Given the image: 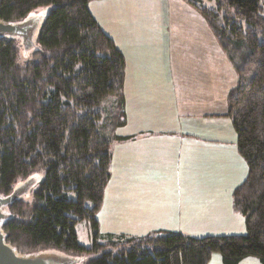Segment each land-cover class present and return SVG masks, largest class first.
Masks as SVG:
<instances>
[{"label":"trees","instance_id":"trees-1","mask_svg":"<svg viewBox=\"0 0 264 264\" xmlns=\"http://www.w3.org/2000/svg\"><path fill=\"white\" fill-rule=\"evenodd\" d=\"M90 0H0V20L18 22L40 6H53L38 27L30 56L19 61V38L0 36V195L31 181L6 207V240L21 254L54 249L86 257L78 264H223L253 256L264 264V0H224L228 15L189 2L203 16L235 68L227 116L247 173L232 189V210L244 235L195 238L154 230L141 237L107 233L91 248L77 241L76 222L91 223L110 179L111 149L130 137L126 123L123 55L103 31ZM42 173L39 180L32 178Z\"/></svg>","mask_w":264,"mask_h":264},{"label":"crops","instance_id":"crops-1","mask_svg":"<svg viewBox=\"0 0 264 264\" xmlns=\"http://www.w3.org/2000/svg\"><path fill=\"white\" fill-rule=\"evenodd\" d=\"M88 5L125 61L126 123L117 134L130 138L111 149V177L99 209L107 233L136 236L124 232L151 225L144 212L153 209L159 215V206L166 212L163 201L168 197L158 182L164 172L172 173V182L179 179L173 172L176 167L179 173L181 164L190 174L182 191L184 211L174 202L169 205L174 209L171 219L179 225L175 231H181V215L185 225H214V219L227 213L220 210L226 200L220 199L213 180L220 172L218 152L236 140L226 113L228 93L237 83L235 68L224 53L222 59L214 53L217 64H211L217 40L205 18L185 0H90ZM231 151L238 157L235 147ZM238 164L240 183L245 169L240 160ZM205 176L213 198L204 192ZM226 187L231 191L236 185Z\"/></svg>","mask_w":264,"mask_h":264},{"label":"rangeland","instance_id":"rangeland-1","mask_svg":"<svg viewBox=\"0 0 264 264\" xmlns=\"http://www.w3.org/2000/svg\"><path fill=\"white\" fill-rule=\"evenodd\" d=\"M174 1V0H173ZM224 0H199V4H201L203 7L207 8L208 10H213L216 12H219V14L222 16L223 13H226L228 15H232L234 14V10L232 7L228 6V5H224L225 3H223V6H221L222 2ZM92 6V5H91ZM53 6H40V8L35 9L34 11H32L31 13H29V15L27 16L26 19H29L30 17H38L40 18V22L42 21L43 17L48 13V11L52 8ZM93 8V7H92ZM97 11V10H96ZM97 13V12H96ZM39 22V24H40ZM190 22V21H189ZM188 22V23H189ZM192 23V22H190ZM194 24V23H192ZM38 27L39 25L36 27L35 32L33 34V41L36 39V36L38 34ZM210 34V33H209ZM211 34H210V40H211ZM18 39V38H17ZM19 44H20V49H19V61H23L24 59L28 58L30 56L29 53V49L26 48L23 43L21 42L20 38L18 40ZM35 42V41H34ZM211 45L213 44V42H211ZM214 45H212L213 47ZM211 47V64L214 66V64H217L216 59L214 56V53L219 56L221 59L224 57L223 56V52L220 50V48L218 47L217 49H214ZM215 47V46H214ZM228 58V57H227ZM229 61V60H228ZM230 63V61H229ZM231 64V63H230ZM235 70V69H234ZM232 134L235 136V132L234 129L232 128ZM226 138H229L226 137ZM236 138V136H235ZM234 147L236 148V153L238 155V157L232 153V149H234ZM221 149H225L226 151L224 152H218L217 156H219V161H218V167H219V174L214 177L213 180V184L215 185V187L218 188L219 193H221L220 199L223 200V202L225 203L226 200V205L224 204L222 209L220 210H226L227 213L225 215L224 218H221L220 220L218 219H214V225H209L206 226V224H200L199 222H197L199 225L198 226H194L193 223L189 224L187 223V225H185L186 223L184 222V218H182L181 215V221L179 223H181V231L184 233L185 235H190L192 237L197 238L198 234H202L203 232H210L213 231V236H221V235H244L246 233V227L244 226V218L241 215H238L236 213H234V211L232 210V204H231V198H232V189L231 191L228 190L227 191V187L226 186H238L240 183H238L239 178H240V170H239V164H238V160H240L242 162V168L245 169V176L247 173V169H246V164L244 162V159L242 157H240L238 151H237V147H236V140L235 143L233 141V139L231 140V142H229V144L225 145L224 147H221ZM220 162V165H219ZM196 165V163H195ZM198 165V163H197ZM174 172H173V176H175L176 178L178 177L179 179H174L173 182L169 179L172 178V173L170 172H164V178L162 179L161 182H158V184H161L163 189H164V195L168 197V201L166 203V201L164 202V206L166 207V212L163 211L162 207H158L160 208V213L159 215H155V210H151L149 212H144L142 217L144 219H150L153 220L151 225H143L141 226V228H139L136 231H130V232H124V233H128V234H136L135 237H141L143 235H146L148 233H150V231L152 230H171V231H175L176 230V226H179L178 223L177 225H175V222L173 221L175 218H173V207L169 206L172 202L175 203V207H179V211H181V213L184 211L185 206H183L184 200H185V195L184 193H182V191L185 189V176L189 177V172L184 170V166L183 164L180 165V169H179V173L176 172V167H174ZM218 173V172H216ZM42 175V173L37 172L36 174L33 175L32 178L39 180V177ZM226 178H228V181H235L233 183H229L228 181H226ZM244 179V178H243ZM242 179V180H243ZM209 178L208 176H205V189L204 192L210 197L213 198V194L212 192H210V189L208 187V182ZM22 182V181H21ZM21 182L19 181V183L21 184ZM179 184L177 185L176 184ZM201 182V181H199ZM31 182H28V186H30ZM23 184V183H22ZM211 185V184H209ZM202 184L199 183L197 184V188H201ZM214 187V188H215ZM181 190V192H179V190ZM234 189V188H233ZM143 191H145V188L142 189ZM141 190V191H142ZM32 190L30 189L25 195L24 198H29L31 195ZM182 193V194H181ZM225 195V197H224ZM180 205V206H179ZM228 205V206H227ZM6 209V208H5ZM218 209V211H220ZM171 215L173 220L171 219ZM176 215L177 211H176ZM228 215V216H227ZM231 215V217L229 216ZM141 217V216H140ZM96 219H99V227H98V236H94V234L92 233V227H91V223L83 220V221H78L76 222L75 226H74V231L75 234L77 235V241L80 245L82 246H86L87 248H91L94 242H98V243H104L103 241L104 236L107 234V231L104 225V222L102 221V213H100L99 211L96 214ZM178 221V220H177ZM168 227V228H166ZM175 227V228H174ZM223 232V233H222ZM113 233V232H112ZM119 234V233H118ZM115 233V235H118ZM208 235V236H210ZM129 236V235H128ZM132 236V235H131ZM199 237H203V236H199ZM39 252H45V253H56L60 256H67L70 258L75 259L73 264H78L79 261L85 259L86 257H96V255H98L100 252H86L84 254V256H69L68 254L65 253H59L58 251L54 250V249H50V250H40ZM35 253V254H39ZM207 264H223L221 262V256L219 252H213L211 254V257L209 258V260L206 262ZM239 264H261L260 260H258V258L253 257V256H247L245 257V259L241 260V262Z\"/></svg>","mask_w":264,"mask_h":264},{"label":"water","instance_id":"water-1","mask_svg":"<svg viewBox=\"0 0 264 264\" xmlns=\"http://www.w3.org/2000/svg\"><path fill=\"white\" fill-rule=\"evenodd\" d=\"M39 22L40 18L38 17H30L18 22L0 20V36L20 38L23 45L28 48L34 44L33 34ZM28 182L31 181H24L23 184L15 187L12 190L13 192L0 195V264H73L75 259L63 255L60 256L53 252L21 254L7 242L2 230V224L9 216L5 208L27 192Z\"/></svg>","mask_w":264,"mask_h":264}]
</instances>
